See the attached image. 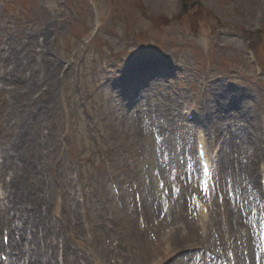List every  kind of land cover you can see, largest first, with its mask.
<instances>
[{
  "label": "rangeland",
  "instance_id": "obj_1",
  "mask_svg": "<svg viewBox=\"0 0 264 264\" xmlns=\"http://www.w3.org/2000/svg\"><path fill=\"white\" fill-rule=\"evenodd\" d=\"M201 1L180 17V0H0L3 244L14 216L36 264L262 263L264 0ZM199 128L227 197L205 232L181 165Z\"/></svg>",
  "mask_w": 264,
  "mask_h": 264
},
{
  "label": "bare ground",
  "instance_id": "obj_2",
  "mask_svg": "<svg viewBox=\"0 0 264 264\" xmlns=\"http://www.w3.org/2000/svg\"><path fill=\"white\" fill-rule=\"evenodd\" d=\"M240 112L241 113H244V112H246L244 109H242V110H240ZM210 161V160H209ZM210 163V162H209ZM202 214L204 215V207H203V209H202ZM7 224H8V226H9V229H10V238H11V243H14V241L16 240V236H15V232L18 230V234H19V236H20V238H23V233L26 231V229L24 228V224L23 225H21V226H19V225H16L15 223H14V219H11V218H9L8 220H7V222H6ZM36 225H41V226H43V225H46V223H45V221H43V220H37V221H35L34 222ZM204 223V220H202V224ZM20 230H22V231H20ZM0 247H2V244L0 243Z\"/></svg>",
  "mask_w": 264,
  "mask_h": 264
},
{
  "label": "snow or ice",
  "instance_id": "obj_3",
  "mask_svg": "<svg viewBox=\"0 0 264 264\" xmlns=\"http://www.w3.org/2000/svg\"><path fill=\"white\" fill-rule=\"evenodd\" d=\"M206 193H207V189H206ZM205 211H207V209H205Z\"/></svg>",
  "mask_w": 264,
  "mask_h": 264
}]
</instances>
